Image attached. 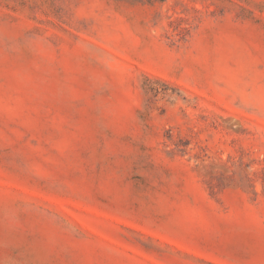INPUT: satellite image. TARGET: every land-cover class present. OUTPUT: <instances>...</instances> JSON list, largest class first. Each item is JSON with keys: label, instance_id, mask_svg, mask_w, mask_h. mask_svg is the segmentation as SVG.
Segmentation results:
<instances>
[{"label": "rangeland", "instance_id": "1", "mask_svg": "<svg viewBox=\"0 0 264 264\" xmlns=\"http://www.w3.org/2000/svg\"><path fill=\"white\" fill-rule=\"evenodd\" d=\"M0 264H264V0H0Z\"/></svg>", "mask_w": 264, "mask_h": 264}]
</instances>
